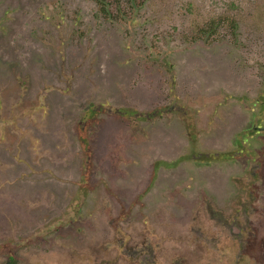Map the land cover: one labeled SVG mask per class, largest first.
Returning a JSON list of instances; mask_svg holds the SVG:
<instances>
[{
	"label": "rangeland",
	"instance_id": "rangeland-1",
	"mask_svg": "<svg viewBox=\"0 0 264 264\" xmlns=\"http://www.w3.org/2000/svg\"><path fill=\"white\" fill-rule=\"evenodd\" d=\"M9 257L264 264V0H0Z\"/></svg>",
	"mask_w": 264,
	"mask_h": 264
},
{
	"label": "trees",
	"instance_id": "trees-1",
	"mask_svg": "<svg viewBox=\"0 0 264 264\" xmlns=\"http://www.w3.org/2000/svg\"><path fill=\"white\" fill-rule=\"evenodd\" d=\"M101 0H98V2H100ZM94 109H90L87 113H89V115L93 112ZM6 264H16L15 260L13 258H8Z\"/></svg>",
	"mask_w": 264,
	"mask_h": 264
},
{
	"label": "flooded vegetation",
	"instance_id": "flooded-vegetation-1",
	"mask_svg": "<svg viewBox=\"0 0 264 264\" xmlns=\"http://www.w3.org/2000/svg\"><path fill=\"white\" fill-rule=\"evenodd\" d=\"M9 258H13V259L15 260V258H14V257H9ZM15 262H16V260H15ZM16 264H17V262H16Z\"/></svg>",
	"mask_w": 264,
	"mask_h": 264
}]
</instances>
